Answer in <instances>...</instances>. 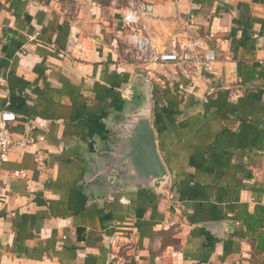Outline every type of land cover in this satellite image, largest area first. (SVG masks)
Returning <instances> with one entry per match:
<instances>
[{
  "label": "crops",
  "instance_id": "obj_1",
  "mask_svg": "<svg viewBox=\"0 0 264 264\" xmlns=\"http://www.w3.org/2000/svg\"><path fill=\"white\" fill-rule=\"evenodd\" d=\"M136 1L153 51L196 44L199 62L135 61L103 1L66 18L53 1L0 0V112L16 117L0 264H264V0ZM138 78L169 183L97 190Z\"/></svg>",
  "mask_w": 264,
  "mask_h": 264
},
{
  "label": "water",
  "instance_id": "obj_2",
  "mask_svg": "<svg viewBox=\"0 0 264 264\" xmlns=\"http://www.w3.org/2000/svg\"><path fill=\"white\" fill-rule=\"evenodd\" d=\"M135 82L139 100L113 110L118 117L109 130L116 140L107 143L95 171L97 190L107 191L115 186L121 192H153L169 183L170 172L159 154L152 126L151 86L145 79L138 78Z\"/></svg>",
  "mask_w": 264,
  "mask_h": 264
},
{
  "label": "built area",
  "instance_id": "obj_3",
  "mask_svg": "<svg viewBox=\"0 0 264 264\" xmlns=\"http://www.w3.org/2000/svg\"><path fill=\"white\" fill-rule=\"evenodd\" d=\"M122 17L123 27L129 30L127 43L129 47L125 50V54H132V58L144 65L150 64H167L175 63L181 67L189 68L191 63L199 62V54L197 48H200L196 44L187 46L182 49L181 53L175 51L171 52H155L151 47L150 40L145 35L143 28L140 26L137 1L133 0L132 5ZM144 15L150 16L151 6H146L143 11ZM34 37H31L32 40ZM202 59L204 62L211 63L214 60V54L211 50L206 51ZM16 117L12 112L3 110L0 112V181L1 172L4 164L8 162L9 153L12 147L15 145L12 134V124L15 123ZM27 140L24 145L29 144ZM112 200V197H109ZM120 202H124L121 198Z\"/></svg>",
  "mask_w": 264,
  "mask_h": 264
},
{
  "label": "rangeland",
  "instance_id": "obj_4",
  "mask_svg": "<svg viewBox=\"0 0 264 264\" xmlns=\"http://www.w3.org/2000/svg\"><path fill=\"white\" fill-rule=\"evenodd\" d=\"M48 1H53L56 6H60L59 11L60 12L62 11L63 16L66 18L73 17V15H75L78 10L76 6L77 0H48ZM97 1H101V2L103 1L104 3L110 4L108 6L110 7L109 18L111 20V24L114 25L113 29L116 28V24H118V26L121 24L120 26H122V28L125 30L122 24V17L128 10L131 9L130 6L132 5L133 0H97ZM125 31H126L125 34L122 36L123 39L119 42H121V46L124 47V49H127L129 47L127 43V38H128L127 35H129V30L126 29ZM39 36H40L39 34H33L31 37H34L33 39H37ZM131 100H133L132 103H135L137 100H139V95L137 96V94L133 93V98Z\"/></svg>",
  "mask_w": 264,
  "mask_h": 264
},
{
  "label": "trees",
  "instance_id": "obj_5",
  "mask_svg": "<svg viewBox=\"0 0 264 264\" xmlns=\"http://www.w3.org/2000/svg\"><path fill=\"white\" fill-rule=\"evenodd\" d=\"M118 110L120 109V107L117 108ZM164 111V110H163Z\"/></svg>",
  "mask_w": 264,
  "mask_h": 264
}]
</instances>
